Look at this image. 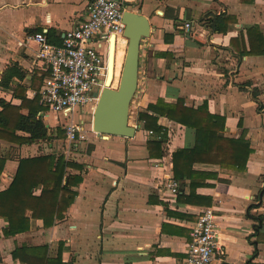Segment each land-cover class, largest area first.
<instances>
[{
    "label": "crops",
    "instance_id": "0c3cea01",
    "mask_svg": "<svg viewBox=\"0 0 264 264\" xmlns=\"http://www.w3.org/2000/svg\"><path fill=\"white\" fill-rule=\"evenodd\" d=\"M124 1L127 9L143 13L152 26L150 36L141 42L133 123L159 98L182 111L206 102L210 112L224 117L225 136L249 141L251 151L243 172L196 163L195 170L218 174L198 187L196 194L211 198L210 206L218 213L219 241L225 253L212 264H264V54L245 52L250 49V27L264 36V0ZM89 3L0 0V81L5 69L16 64L27 74L20 81L26 96L35 97L33 76L45 71L36 57L38 45L29 36L46 31L51 42L61 43L65 32L87 17ZM218 15L234 19L226 33L211 28ZM186 23L191 24L189 30ZM117 59L114 70H121L123 57ZM18 82L13 80L11 87ZM0 99L21 104L20 97L1 85ZM93 110L88 107L86 113ZM21 113L27 114L28 109ZM54 115L53 124L47 117L40 118L49 132L64 130L62 125L70 118L82 119L88 139L69 143L66 137V146L60 148L61 138L21 144L19 135L0 130V151L7 157L0 191L10 185L21 158L53 152L83 164L82 169H69L83 179L71 187L77 193L75 200L51 227L35 218L28 231L5 236L7 221L0 218V264H25L12 255L23 244L48 245L49 255L60 254L65 264H185L191 227L206 206L181 202L178 194L159 193L155 184L163 169L155 168L153 161L162 160L171 170V153L192 147L194 130L160 116L159 124L167 129L165 154L153 158L147 141L154 136L142 127L132 138L103 136L92 131L85 113L77 118L75 111L70 118L63 115L64 120Z\"/></svg>",
    "mask_w": 264,
    "mask_h": 264
},
{
    "label": "trees",
    "instance_id": "16d2710c",
    "mask_svg": "<svg viewBox=\"0 0 264 264\" xmlns=\"http://www.w3.org/2000/svg\"><path fill=\"white\" fill-rule=\"evenodd\" d=\"M233 21L230 16H214L211 28L214 32L226 33ZM248 32L250 49L245 52L263 55L262 32L254 26L250 27ZM26 75V72L16 64L8 66L3 73L1 87L11 89L15 96L21 98V104L14 105L0 99L2 106L0 130L19 135L21 144L40 140L52 141L55 138L66 139L62 128L58 127L56 133L49 132V127L38 117V113L44 110V107L40 104L38 95L32 99L26 96V89L20 83ZM44 75L34 74L32 86L36 91L40 89ZM16 79L19 82L12 88V81ZM23 108L28 109L27 114L21 113ZM160 116H165L195 132L192 147L177 148L171 153L173 177L182 182L178 193L179 201L210 206L212 199L198 196L196 190L207 185V179L217 178L218 174L195 170L194 165L211 163L219 165L222 169L243 172L246 170L251 151L249 141L243 137L225 136L224 117L210 112L206 102L182 111L177 104L159 98L155 103L148 105L147 111L139 113L141 127L144 130H153L156 135L163 133L162 139L154 135L147 141L149 155L153 158L165 154L163 143L166 141L167 129L159 124ZM19 132L28 133V136L20 135ZM6 161L7 157L0 151V177ZM83 167V164L68 158L65 153L53 152L21 158L10 185L0 191V218L7 221V226L3 230L4 235L14 236L28 231L31 219L35 218L42 219L46 228L53 226L75 200L77 193L71 187L83 179L80 174H74L69 169ZM186 181H189L188 185ZM184 185L188 186V193H185ZM37 190H40L39 193ZM12 255L14 259L25 264H65L60 254L55 257L49 255L48 245L23 244L17 246Z\"/></svg>",
    "mask_w": 264,
    "mask_h": 264
},
{
    "label": "built area",
    "instance_id": "2783aa9c",
    "mask_svg": "<svg viewBox=\"0 0 264 264\" xmlns=\"http://www.w3.org/2000/svg\"><path fill=\"white\" fill-rule=\"evenodd\" d=\"M126 9L124 0H90L87 17L68 29L61 43L51 42L46 31L29 36L38 45L36 57L45 71L40 89L32 92L39 96L44 107L38 113L39 118H45L50 113L70 118L79 107L95 108L98 100L95 93H100L105 86L110 39L115 36L119 44L125 38L123 14ZM185 27L189 30L191 24L186 23ZM141 125L136 117L133 126L139 129ZM62 126L69 143L88 139L81 123L72 118ZM147 133L156 135L153 130ZM156 136L162 139L163 133ZM153 164L155 168L163 169L155 188L159 193L176 196L180 183L173 177L172 169L167 170L162 160H154ZM217 217L213 206L200 212L191 227L185 264H212L218 256L224 255Z\"/></svg>",
    "mask_w": 264,
    "mask_h": 264
},
{
    "label": "water",
    "instance_id": "95a60500",
    "mask_svg": "<svg viewBox=\"0 0 264 264\" xmlns=\"http://www.w3.org/2000/svg\"><path fill=\"white\" fill-rule=\"evenodd\" d=\"M123 22L128 44L119 85L114 89L111 83L105 84L100 93H95L98 100L91 126L96 134L132 138L138 130L130 124V106L138 87L141 42L150 36L152 26L143 13L130 9L124 11Z\"/></svg>",
    "mask_w": 264,
    "mask_h": 264
},
{
    "label": "rangeland",
    "instance_id": "374dc122",
    "mask_svg": "<svg viewBox=\"0 0 264 264\" xmlns=\"http://www.w3.org/2000/svg\"><path fill=\"white\" fill-rule=\"evenodd\" d=\"M143 40H145V38L143 39ZM143 42V41H142ZM127 44H128V40L126 39V38H124V39H121L120 40V42H119V44L117 45V48H118V52H119V56L120 57H123V63H124V59H125V54H126V49H127ZM122 67H123V64H122ZM116 71H117V76H116V81H115V83L113 82L112 83V88H114V89H116L117 87H118V85H119V80H120V76H121V72H122V68H121V70H119V69H116ZM137 91V90H136ZM136 94V93H135ZM135 97V96H134ZM134 97H133V99H134ZM136 107L134 106V102H133V100H132V102H131V106H130V124L131 125H133L134 123H133V121H134V118H132V116L136 113ZM76 113H77V118H79V116H82L83 115V113H85V114H87L88 115V117H89V120H88V124H89V126H91L92 125V116H93V112L92 113H86L87 112V108L86 107H83V108H81V107H79V108H77L76 110ZM75 113V112H74ZM54 114H51L49 117H47L48 119V122L50 123V124H53L54 123V121H55V118H54ZM57 116H60V118L61 119H63L64 117H63V114H58ZM84 116H86V115H84ZM84 116H83V118H84ZM64 120V119H63ZM82 121V119H78V120H76V122L77 123H80ZM58 145L60 146V148H62V147H65L66 146V141H65V139L63 140V141H60L59 143H58Z\"/></svg>",
    "mask_w": 264,
    "mask_h": 264
},
{
    "label": "bare ground",
    "instance_id": "6f19581e",
    "mask_svg": "<svg viewBox=\"0 0 264 264\" xmlns=\"http://www.w3.org/2000/svg\"><path fill=\"white\" fill-rule=\"evenodd\" d=\"M115 40H116L115 36H112L110 39V46H109V52H108V58H107L108 59V64H107L108 70H107V75L105 78V84H109V83L112 84L113 82L115 83L116 81L117 71L114 70V63L116 62L115 58L117 59V57H118L117 62H119L118 61L119 52H117L116 54V41Z\"/></svg>",
    "mask_w": 264,
    "mask_h": 264
}]
</instances>
